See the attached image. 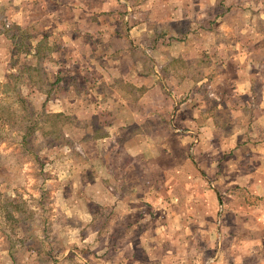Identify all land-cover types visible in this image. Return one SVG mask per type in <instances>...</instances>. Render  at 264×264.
I'll return each mask as SVG.
<instances>
[{
  "label": "crops",
  "instance_id": "obj_1",
  "mask_svg": "<svg viewBox=\"0 0 264 264\" xmlns=\"http://www.w3.org/2000/svg\"><path fill=\"white\" fill-rule=\"evenodd\" d=\"M12 1L14 6L21 5L25 9L17 38L30 41L24 47L30 49L26 55L36 54L34 57L39 58L45 50L51 54L52 49L53 56L66 55L67 63H59L54 81H62L61 70L80 72L83 87L92 85L91 81L95 80L93 87L98 85L110 90L100 96L101 102L119 107L116 125L104 140L113 147L101 151L107 162L118 145L116 155L124 153L127 159L115 179L118 189L115 196L122 204H118V212L123 210L117 222H128L124 233L126 243L123 242L121 248L132 244L133 251L131 256H123L116 263L142 264L136 253L139 248L146 247L147 261L144 262L202 264L199 238L194 236L195 230L201 228L217 233L219 244L210 248H218L214 259L219 264L233 260L234 264L252 261V252L247 254V250H240L241 243L247 246V238H239L236 234L254 228L264 230V73L259 78L264 65L260 69L254 63H245L244 56L254 53L251 43L247 46V54L243 55L242 49L221 48L218 41L214 42L219 39L221 30L219 27L214 30L213 26L221 20L223 14L219 8L224 2ZM256 3L247 0V30H242L249 33L247 37L251 40L264 34V29L253 25L259 23L254 22L255 15L251 11ZM231 5L237 4L232 1ZM123 7H134L136 12L134 25L124 37L113 32L117 20L112 17ZM32 23L41 29L39 33L31 30ZM4 24L0 22V27ZM99 33L103 36L100 48H89L81 37L89 34L91 38ZM4 37L0 33V39ZM38 39L41 44L35 46L33 41ZM48 39L60 46L52 43L50 49L43 48ZM8 47L9 54L13 53L11 45ZM12 61L13 58L4 63L0 86L7 85L11 76L32 70L30 66L24 68ZM38 79L44 80L41 74ZM82 98L92 101L87 93ZM81 99L78 96L70 100ZM177 149L181 153L194 152V160L187 157V162L178 161ZM205 175L207 180H215L223 189V184L229 187V195L223 200L228 218L222 227L215 222L221 205L217 192L192 193L188 189V184L193 183L201 190L198 184L204 185ZM201 197L206 206H200ZM157 202L163 204L167 221L159 226L153 223V214L159 213ZM156 218L161 219L158 215ZM206 218L210 222L205 221ZM193 219L194 227L187 223ZM178 220L180 226H176ZM207 223L209 226L204 228ZM150 230L156 235L155 243L150 242ZM221 232L224 236H220ZM135 234L137 239L133 237ZM224 239L227 245L235 247L230 257L221 250ZM252 242L253 248L261 247L258 250L263 252L264 239L262 244H257L258 240ZM169 245L178 249H165ZM153 246L160 255H150L148 250ZM261 257L264 264V252Z\"/></svg>",
  "mask_w": 264,
  "mask_h": 264
},
{
  "label": "rangeland",
  "instance_id": "obj_2",
  "mask_svg": "<svg viewBox=\"0 0 264 264\" xmlns=\"http://www.w3.org/2000/svg\"><path fill=\"white\" fill-rule=\"evenodd\" d=\"M219 1L225 4L223 3L219 8L220 14H223L221 20L213 26L214 30H218V27L221 30L219 39H214V42L218 41L221 48L230 49L235 46L237 50L242 49L243 55L247 54V46L250 43L253 44L251 50L254 53L249 52L244 56L245 63H254L262 69L264 34L261 38L258 36L252 38V42L247 37L249 33L245 32V34L242 31L247 30V0ZM232 1L237 5L232 6ZM254 1L257 3L251 11L255 15L254 22L259 21V23H253V25L264 29V24H261L264 21V0ZM13 4L12 0H0V22L5 23L0 27V33L5 35L3 39H0V73L4 70V63L10 62L13 58L11 63L32 68L26 71V75L22 76L19 82L26 86L34 81L39 84L34 86L32 91L28 90L31 95L30 102L27 103L29 106L27 117L23 113L16 112L17 103L5 102V89L0 88V264H33L28 256L35 255L34 252L38 249L44 251L42 254L52 249L59 264H117L118 259L131 256L133 251L132 244L131 247L121 248V244L126 243L124 233L128 222H117V217H120L119 214L123 210L118 212L120 202L115 196L118 190L115 179L121 173L120 166L127 159L124 153L120 156L116 155L118 145L111 151L112 155L107 162L101 151L113 147L104 140L108 132L113 130L112 126L116 125L119 107L117 104L107 106L101 102L100 96L108 94L110 90L98 85L93 87L95 80L91 81L92 85L83 87L84 82L79 78L80 72L61 70L59 74L62 81L55 86L54 80L59 70V63L66 64L67 56L62 53L59 56H53V49L51 54L45 50L39 58L26 55L30 49L24 47L30 44V41L17 38V33L21 30L20 22L23 20L21 16L25 9L23 10L21 5ZM30 11L33 12L32 17H35L34 11ZM210 11L211 9H208V12ZM135 13L134 7H123L118 13L113 14L112 17L117 20L116 24L114 23L113 32L126 36L134 25L132 22ZM244 17L246 22H244L245 19L243 20ZM35 26L32 23L31 30L37 34L41 29L38 30ZM51 28L49 27L48 30ZM81 37L87 42L89 48L102 46L101 37L103 36L100 33L92 35L91 38L89 34L85 37L82 34ZM33 43L36 46L40 45L41 41L38 39ZM52 43L54 42L48 39L44 42L43 48L50 49ZM54 44L60 46L57 43ZM9 45L14 50L11 54H9ZM21 52L22 55L19 54ZM72 59L73 57L70 61ZM263 73L262 69L259 72V78ZM40 74L43 81L30 80L31 76L36 77ZM15 83L16 81H11L9 84ZM17 85L20 84L17 83ZM7 89L12 92L13 86ZM85 93L91 95L92 101L82 100ZM78 96L82 99L71 102L70 99ZM6 106H10L11 112H15L10 119L7 118V113L2 111ZM89 116L92 117L89 118ZM177 150L178 161L187 162L188 158L194 160V152L189 153L188 150L181 153L179 149ZM106 164H109V167ZM204 177V185L198 184L201 190L193 183L188 184V189L192 193L205 194L207 190L217 192L221 205L218 206L215 222L222 227L223 222L228 218L225 212L227 207H224L223 200L226 194L229 195V187L223 184L225 188L223 189L215 180H207V175ZM118 188L120 189L119 184ZM201 198L200 206H206L203 203L205 199ZM173 200L176 202L175 199ZM100 203L108 206L100 207ZM16 204L20 207L13 208ZM155 206L158 207L159 213L153 214V223L156 226L164 225L167 221L164 218L163 204L157 202ZM10 210L15 217L7 215ZM157 215L161 218L160 220L156 218ZM205 221L210 222L209 218ZM187 223L195 226L194 219L188 220ZM129 225H131L130 220ZM176 226H180L179 220ZM208 226L209 223L204 228ZM148 233L150 242L155 243L153 238L156 235H152L151 230ZM194 233V236L199 238L198 251L202 254V264H219L214 259L218 248H210L212 245L219 244L217 233L208 232L202 228L195 230ZM236 235L239 238H247V246L241 243L240 248L244 252L247 250V254L252 252L253 259L247 264H262L261 254L264 250L260 252L258 249L261 247L253 248L252 241L258 240L257 244H262L264 230L254 228L251 231L238 232ZM220 236H224L222 232ZM131 237L129 235L130 239ZM133 237L136 238L137 234ZM30 244L37 245L33 247L32 252L29 248ZM220 245L225 255L229 254L228 257L235 250L234 245H227L225 239ZM142 249L139 248V252L136 253L142 264H158L144 262L147 261L145 250L147 248ZM165 249L175 251L178 248L169 245ZM148 251L151 256L157 253L160 255L159 252L156 253L155 246ZM234 263L235 260L220 264ZM43 264L46 263L43 261Z\"/></svg>",
  "mask_w": 264,
  "mask_h": 264
},
{
  "label": "trees",
  "instance_id": "obj_3",
  "mask_svg": "<svg viewBox=\"0 0 264 264\" xmlns=\"http://www.w3.org/2000/svg\"><path fill=\"white\" fill-rule=\"evenodd\" d=\"M34 56H37L36 54ZM27 71V70H26ZM26 71H22L19 72V75L17 76H11L10 81L8 82L7 85H2L0 86V88H4L5 89V94H6V98H5V102L9 101L10 104H13L12 102H15L18 104L17 108H16V112L19 113H23L25 117H27V113L29 114V106L27 105L28 102H30V95L31 93L29 91L33 90L34 86H38V82L34 81L33 83H31L30 85L26 86L25 84H22L19 82V80L22 79V76L26 75ZM35 71H37L35 69ZM38 79V76L33 77L31 76L30 80H36ZM29 80V81H30ZM11 81H16L15 84H9L11 83ZM61 80H56L55 81V86L59 85V82ZM17 83H19L20 85H17ZM11 86H13L12 92H9V90L7 88H10ZM29 90V91H28ZM12 97H13V101H12ZM2 111H5L7 113V118L10 119L11 115H15V112H11V107L10 106H6V108H3ZM26 139V137L24 138ZM100 206V205H99ZM19 205H13V208H19ZM102 207V206H100ZM7 215L10 217H15L14 213L10 210V212H7ZM19 221L18 218H15ZM37 245H29L30 251L32 252L33 247H36ZM44 251L43 250H37L35 251V255H29L28 259L32 260L33 264H43V261L46 264H59L60 262L57 260V258L55 257V254L53 252L52 249H50L48 252L42 254ZM42 254V255H40Z\"/></svg>",
  "mask_w": 264,
  "mask_h": 264
}]
</instances>
